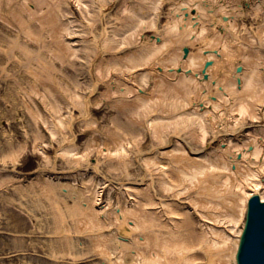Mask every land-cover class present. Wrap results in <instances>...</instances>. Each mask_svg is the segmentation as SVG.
<instances>
[{"label":"bare ground","instance_id":"1","mask_svg":"<svg viewBox=\"0 0 264 264\" xmlns=\"http://www.w3.org/2000/svg\"><path fill=\"white\" fill-rule=\"evenodd\" d=\"M32 1L68 82L53 87L49 56L23 48L42 89L22 102L44 163L23 173V147L2 154L14 167L0 168V190L46 210L50 258L72 264L77 246L87 264H264V0H122L113 13V0ZM246 14L261 19L255 29ZM104 103L110 127L99 130L90 115ZM75 123L90 132L83 145Z\"/></svg>","mask_w":264,"mask_h":264},{"label":"rangeland","instance_id":"2","mask_svg":"<svg viewBox=\"0 0 264 264\" xmlns=\"http://www.w3.org/2000/svg\"><path fill=\"white\" fill-rule=\"evenodd\" d=\"M113 1L114 4L109 10L110 13L115 12L116 7L122 0ZM29 3L30 5L26 4L24 0H0V157L2 154L11 152L10 150H17L19 147H23L25 152L14 164L15 168L23 173H30L35 167L44 163L41 155L33 150L34 129L22 102L25 91H30L33 88L42 89L37 77H34L32 73H28L25 66H23V48H26L29 52L39 53L38 57L50 55L43 48V44H41V41L44 43L48 41L47 26L41 27L39 19L42 18L32 13V8L36 9V4L32 0H29ZM69 6L75 16L80 18L79 10L74 6L73 2ZM167 11L168 5L163 7L162 21L165 19ZM242 18V21L247 24V29L250 30L252 28L255 29L257 21L261 22L260 18L255 19L249 14ZM27 29L31 30V37H33L31 40L24 37V31ZM243 34L245 35V33ZM27 59V65L30 68L34 69L37 67L36 60L32 57ZM48 62L52 63L54 68L56 85H53V87L60 85V80L65 83L68 82V80L62 78L60 73L56 72L59 62L51 60L50 56ZM64 69L63 72L65 71L71 75L72 72L68 65H65ZM84 77L86 78L87 75L84 74ZM57 90H60V87ZM89 90L90 88L86 89L85 87L80 91L81 93H89ZM98 90L102 92L104 88L100 86ZM107 106L104 103L100 109L91 110L90 117L98 123L99 130L107 126L110 127L111 111ZM74 113L75 116L79 115L76 111ZM63 115H67V113L64 111ZM250 122L259 124L258 121L246 119L245 125H243L245 129ZM240 129V127H236L238 133ZM73 131L79 145H83L90 136V132L81 131L77 123L74 124ZM43 132L45 133L44 130ZM104 134L106 135V133ZM104 134L102 133L101 140L103 138L107 140L105 138H108V135L105 136ZM43 140L44 143L39 142L40 145L50 141L49 137H45ZM149 144L150 140L147 136H144L141 139L140 148L146 149ZM55 147L56 144L53 148L48 147L46 152L52 155ZM91 157H97L96 153L92 152ZM61 161L62 159H58L55 163L58 170L65 168V164ZM2 167L13 168L14 166H12L11 161H3L0 158V168ZM99 167L108 177L115 178L114 174L109 172L106 163H100ZM12 187L11 185H5L0 190V264H62L61 256L55 255L50 258L52 254L47 242L50 238H53V235L49 234V219L46 215V210L38 208L35 203L33 204L31 196L22 197ZM27 193L31 194L29 191ZM19 202H22L23 205L20 206ZM83 241L84 239H82ZM85 246H87L86 241L82 243L84 249ZM73 249L78 257L77 260L72 261V264H87L91 262L86 259L82 260L87 254L78 253L77 250H80V247L76 246ZM73 249L71 248L70 250ZM91 257L93 258L94 256ZM69 260H72V258H69Z\"/></svg>","mask_w":264,"mask_h":264},{"label":"water","instance_id":"3","mask_svg":"<svg viewBox=\"0 0 264 264\" xmlns=\"http://www.w3.org/2000/svg\"><path fill=\"white\" fill-rule=\"evenodd\" d=\"M258 207V206H257ZM260 210L255 214L256 216H258V219H262V224H263V226L262 227H264V208H260V207H258ZM253 215V214H252ZM259 222V221H258ZM264 229V228H263ZM264 237V236H263ZM261 239L262 238H260V241H261ZM263 240V239H262ZM260 241H258V242H256V243H254V247H255V249H257V248H260L262 245H263V249H264V243L263 242H260ZM261 256H262V261H264V250H263V252L261 253Z\"/></svg>","mask_w":264,"mask_h":264}]
</instances>
